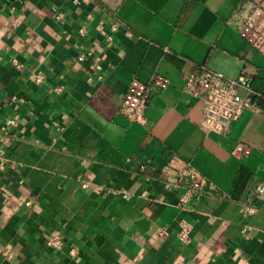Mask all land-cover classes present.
I'll use <instances>...</instances> for the list:
<instances>
[{
    "label": "crops",
    "instance_id": "1",
    "mask_svg": "<svg viewBox=\"0 0 264 264\" xmlns=\"http://www.w3.org/2000/svg\"><path fill=\"white\" fill-rule=\"evenodd\" d=\"M244 1L0 0V264H264V195L253 194L264 115L245 110L227 134L207 133L203 102L183 90L197 64L264 85V57L236 29ZM155 72L169 86L143 122L127 119L129 81ZM237 142L249 157L231 155ZM174 156L210 184L184 209L181 189L165 187ZM244 203L255 213L242 217ZM181 218L188 243L175 235ZM51 234L59 250L46 246Z\"/></svg>",
    "mask_w": 264,
    "mask_h": 264
},
{
    "label": "built area",
    "instance_id": "2",
    "mask_svg": "<svg viewBox=\"0 0 264 264\" xmlns=\"http://www.w3.org/2000/svg\"><path fill=\"white\" fill-rule=\"evenodd\" d=\"M73 4H78L79 0H71ZM57 17H62L58 13ZM236 29L239 37L252 49L264 57V0H245L237 17ZM117 25H112L111 31H116ZM80 33L83 28H80ZM111 34L106 36L110 41ZM92 48H89L90 53ZM83 53L76 56L77 61H82ZM17 67H19L17 65ZM95 68L100 70V65L95 64ZM100 78V74H98ZM43 79L41 74H37L35 81ZM91 77H87L90 82ZM170 84L168 76L155 72L147 81H141L132 78L121 98L119 111L127 119L135 122H143L144 112L150 96L153 93L164 90ZM58 91L60 87L53 88ZM183 90L190 96L203 102V116L200 126L204 132H212L219 135H225L229 132L231 124L237 120L245 110H252L264 115V85L261 88H255L252 85V79L245 73H241L236 78H226L218 71L208 68L204 64H197L194 69L184 74ZM16 99V96H12ZM7 123L13 125L14 120L9 118ZM264 153V147L259 148ZM253 147L243 142H237L231 149V155L240 160L249 157ZM6 161L4 151L0 148V167ZM165 170H171L174 175L167 177L165 187L167 189L178 188L181 192L178 196L177 205L179 208H187L190 204L201 200L206 188L210 187L207 179L191 166L188 162L179 157H172ZM85 188L87 184L82 183ZM253 194L256 197L264 195V181L258 182L253 188ZM28 205L29 202H26ZM256 207L251 203H244L239 212L242 217H249L254 214ZM251 227L249 224H243L240 228L242 239H248V233ZM192 226L184 218L177 222L176 238L180 243H188L191 238ZM47 247L59 250L63 245L60 236L51 234L45 239ZM69 253L73 255L74 249Z\"/></svg>",
    "mask_w": 264,
    "mask_h": 264
}]
</instances>
